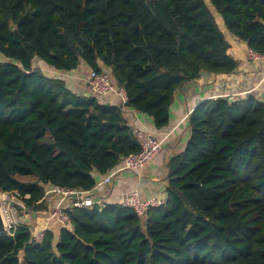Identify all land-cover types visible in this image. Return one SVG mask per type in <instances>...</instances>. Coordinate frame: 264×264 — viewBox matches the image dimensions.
Instances as JSON below:
<instances>
[{
	"label": "trees",
	"instance_id": "1",
	"mask_svg": "<svg viewBox=\"0 0 264 264\" xmlns=\"http://www.w3.org/2000/svg\"><path fill=\"white\" fill-rule=\"evenodd\" d=\"M219 15L264 53V0H0V191L43 211L47 189L94 190L141 144L121 106L56 74L107 71L125 106L164 128L186 82L237 68ZM190 127L146 218L121 202L69 206L71 224L41 242L22 222L0 233V264H264V103L209 99Z\"/></svg>",
	"mask_w": 264,
	"mask_h": 264
},
{
	"label": "crops",
	"instance_id": "2",
	"mask_svg": "<svg viewBox=\"0 0 264 264\" xmlns=\"http://www.w3.org/2000/svg\"><path fill=\"white\" fill-rule=\"evenodd\" d=\"M216 18L226 34L230 45L228 52L237 61V68L232 72L220 74L205 70L198 79L186 82L175 92L170 107L169 123L161 129L155 126L152 117L126 107L116 95L106 96L103 103L110 106H121L125 118L132 125L137 124L147 132L155 134L162 142V146L143 170L136 172L123 168L122 164L117 168L118 170L110 183L100 184L102 178L94 190L88 192L89 196L104 203L121 202L122 195L126 191L137 187L142 199L158 196L166 200L167 163L173 155L186 147L191 131L190 115L199 104L209 99L227 98L230 101H235L247 99L249 96L264 103V60L250 58V47L247 42L226 31L220 15ZM45 71L55 73L53 70L46 69ZM88 73L89 67L82 62L77 69L65 72V75H56L63 77L75 93L91 97L94 94L85 82ZM110 75L113 78V74ZM55 204H61L67 208L71 205V198L60 192L51 191L47 195L48 209H51ZM19 221L33 226L35 229L47 226L55 232H58L61 227L56 220L40 212H28L21 215Z\"/></svg>",
	"mask_w": 264,
	"mask_h": 264
},
{
	"label": "built area",
	"instance_id": "3",
	"mask_svg": "<svg viewBox=\"0 0 264 264\" xmlns=\"http://www.w3.org/2000/svg\"><path fill=\"white\" fill-rule=\"evenodd\" d=\"M249 55L250 58L252 59L264 60V53L255 51L252 48L249 49ZM60 75H65V73L62 72L60 73ZM85 82L87 83L92 93L98 96L102 101L108 95H116L117 97L120 98V100L124 105L128 101V95L126 89L123 86L116 84L112 80L111 75L107 71L91 70L86 76ZM132 131L133 134L138 139L139 143L141 144V150L137 153L126 156L124 159L123 168L140 172L150 161L153 160V158L159 152L162 146V142L158 139V137L155 134L147 132L146 130L137 126V124H134L132 126ZM117 168H115L112 172L107 173L101 180L100 184L104 185L110 183L114 177V174L118 170ZM51 191H57L62 193L64 196L70 197L71 207L92 209L96 204L104 203L98 201L96 198L92 196H89L88 192L79 189H69L63 187H54L51 189H47L44 197L46 203H47V195ZM13 195L19 198L18 192L14 193ZM21 201L22 203H20L19 205H21V210H23V212H25L26 214L28 213L26 208L29 209V207L22 199ZM165 202L166 200L164 198L158 196H151L148 199H142L140 190L137 187H134L126 191L121 198V203L123 206L134 209L140 216L144 218H146L147 212L150 208L159 207L163 205ZM65 209L66 208L61 206V204H55L51 209H46L43 211H36V212H40L44 215H48L51 219L56 220L61 226H66V225H70L71 222ZM4 216L7 222V233L11 234L12 233L11 231L14 228H16V226L19 224L20 222L19 218L18 217H16V219L14 217L12 219L9 218L5 214V209H4ZM29 228L33 234V239L36 242H41L43 240L45 232L48 229L47 226H44L40 229H35L33 226H29Z\"/></svg>",
	"mask_w": 264,
	"mask_h": 264
},
{
	"label": "rangeland",
	"instance_id": "4",
	"mask_svg": "<svg viewBox=\"0 0 264 264\" xmlns=\"http://www.w3.org/2000/svg\"><path fill=\"white\" fill-rule=\"evenodd\" d=\"M211 7V5H209ZM24 180H28V178H22ZM4 195V196H3ZM2 199H3V203H4V209H5V214L9 217V218H15L18 217L20 220V216L24 215L25 212H23V210H21V205H19L20 203H22L21 199L18 198L17 196L13 195V194H6V193H2ZM27 212H32V213H36L37 210H31L30 208H26ZM25 264V263H24Z\"/></svg>",
	"mask_w": 264,
	"mask_h": 264
},
{
	"label": "water",
	"instance_id": "5",
	"mask_svg": "<svg viewBox=\"0 0 264 264\" xmlns=\"http://www.w3.org/2000/svg\"><path fill=\"white\" fill-rule=\"evenodd\" d=\"M11 27H14V24L11 25ZM108 124L112 125V126H120L119 122H108ZM4 203H3V199H2V192L0 191V233H5L7 232V222L4 216Z\"/></svg>",
	"mask_w": 264,
	"mask_h": 264
}]
</instances>
